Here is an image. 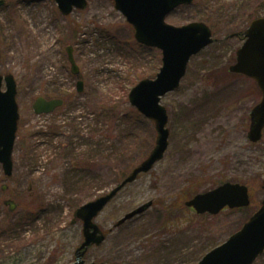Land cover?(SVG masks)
Here are the masks:
<instances>
[{"label": "rangeland", "instance_id": "obj_1", "mask_svg": "<svg viewBox=\"0 0 264 264\" xmlns=\"http://www.w3.org/2000/svg\"><path fill=\"white\" fill-rule=\"evenodd\" d=\"M4 1L0 75L17 82L20 118L13 175L7 178L0 164V264H74L84 239L82 222L73 223L76 210L109 193L156 146L155 122L129 95L156 79L162 52L137 42L113 0H88L69 16L55 0ZM258 17L264 0H194L167 17L176 27L205 23L214 42L191 58L179 88L162 98L169 149L96 219L107 239L87 251V264H199L262 206L264 140H248L250 113L262 96L253 80L230 72L246 39L241 33ZM40 97L64 105L36 115ZM227 182L251 189L249 207L207 217L186 207ZM184 194L190 195L182 203ZM9 199L18 205L14 212L4 205ZM151 201L148 211L116 227ZM255 264H264V254Z\"/></svg>", "mask_w": 264, "mask_h": 264}, {"label": "water", "instance_id": "obj_2", "mask_svg": "<svg viewBox=\"0 0 264 264\" xmlns=\"http://www.w3.org/2000/svg\"><path fill=\"white\" fill-rule=\"evenodd\" d=\"M64 16L75 9L87 8L88 0H55ZM116 9L123 13L134 27L138 43L156 48L162 52V68L154 80H143L132 89L129 100L134 108L156 124V146L149 157L109 193L84 204L75 212V221L83 224V243L76 251L74 264H87L84 259L90 247H99L107 236L96 223V219L113 199L139 176L149 173L162 161L169 149L170 132L167 128L169 116L162 105V98L179 88L186 76L189 62L214 42L212 30L205 23H191L176 27L166 22L167 17L178 7L190 5L194 0H113ZM5 1H0V9ZM246 40L236 54V63L230 72L246 76L257 83L262 99L251 111V125L248 138L258 143L264 136V17L254 20L246 33ZM72 72L80 74L72 47L67 49ZM4 84L6 90H3ZM83 82L77 84L78 92L83 91ZM17 82L12 75H0V164L6 177L13 175V152L17 139L19 107L16 101ZM64 104L61 99H36L33 110L36 115L52 114ZM6 191L7 186L2 187ZM264 189V184H263ZM251 204L249 188L246 185L227 182L214 190L199 193L186 202L197 214L216 216L225 208L241 209ZM9 212L17 210L13 200L5 201ZM153 205L148 202L128 213L116 227L145 213ZM264 254V201L261 208L243 228L225 243L207 253L199 264H254ZM94 264V263H92Z\"/></svg>", "mask_w": 264, "mask_h": 264}, {"label": "trees", "instance_id": "obj_3", "mask_svg": "<svg viewBox=\"0 0 264 264\" xmlns=\"http://www.w3.org/2000/svg\"><path fill=\"white\" fill-rule=\"evenodd\" d=\"M254 91H256L257 94H260V93H259V90H258V88H257V86H256V84H255V86H254ZM258 144H259V143H258ZM250 190H251V189H250ZM189 195H190V194H188V195H187V194H184V196L181 197V199H180L181 202L183 203V202L188 198ZM181 205H182V204H181L180 201H179V203H176V204H175V208H176V207H181ZM173 209H174L173 206H169V207H168L169 212H172ZM203 217H204V216H203ZM205 217H207V215H205Z\"/></svg>", "mask_w": 264, "mask_h": 264}, {"label": "flooded vegetation", "instance_id": "obj_4", "mask_svg": "<svg viewBox=\"0 0 264 264\" xmlns=\"http://www.w3.org/2000/svg\"><path fill=\"white\" fill-rule=\"evenodd\" d=\"M245 33H246V31L244 32V33H241V37H245ZM2 190H3V188H2ZM4 191V190H3ZM10 200V199H9ZM4 205H5V202H4Z\"/></svg>", "mask_w": 264, "mask_h": 264}]
</instances>
